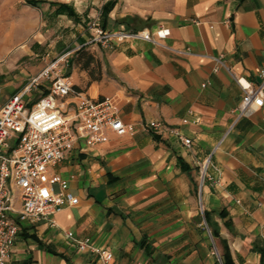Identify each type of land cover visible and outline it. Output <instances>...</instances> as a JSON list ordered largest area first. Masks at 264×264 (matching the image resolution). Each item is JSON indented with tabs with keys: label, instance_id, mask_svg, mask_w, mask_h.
<instances>
[{
	"label": "crops",
	"instance_id": "crops-1",
	"mask_svg": "<svg viewBox=\"0 0 264 264\" xmlns=\"http://www.w3.org/2000/svg\"><path fill=\"white\" fill-rule=\"evenodd\" d=\"M127 15L115 7L99 25L169 35L102 46L82 33L83 57L67 79L113 99L128 131L75 143L59 175L79 204L58 211L54 225L20 220L7 264H224V253L230 264H264V107L233 113L243 93L234 75L259 84L264 74V0H162L148 15ZM3 34L0 107L33 74L18 61L27 50L13 52ZM219 55L228 69L214 70L209 56ZM155 120L191 145L147 130Z\"/></svg>",
	"mask_w": 264,
	"mask_h": 264
},
{
	"label": "built area",
	"instance_id": "built-area-1",
	"mask_svg": "<svg viewBox=\"0 0 264 264\" xmlns=\"http://www.w3.org/2000/svg\"><path fill=\"white\" fill-rule=\"evenodd\" d=\"M168 35L169 29L163 27L150 32L95 25L90 42L102 46L127 40L160 44ZM67 55L55 58L0 107V264H7L20 220H48L54 225L53 216L58 211L79 204V197L59 175V167L75 143L80 139L97 142L108 130L125 134L129 128L118 115L113 99H94L69 83L65 70L59 69L68 66ZM209 57L215 63V71L221 67L228 69L222 55ZM261 77L259 84H253L243 76L234 75L243 92L233 109L236 118L264 107V74ZM40 78L50 80L48 91L29 103L24 96L31 87L39 85ZM146 128L158 135L175 134L183 145H191L188 138L161 120L149 123ZM205 174L206 165L201 171V181ZM78 245L99 253L103 260L112 258L110 251L86 241H78Z\"/></svg>",
	"mask_w": 264,
	"mask_h": 264
},
{
	"label": "rangeland",
	"instance_id": "rangeland-1",
	"mask_svg": "<svg viewBox=\"0 0 264 264\" xmlns=\"http://www.w3.org/2000/svg\"><path fill=\"white\" fill-rule=\"evenodd\" d=\"M161 2L162 0H0V42L5 38V30L9 29L10 42L16 45L13 52L27 50L28 54H23L18 60L33 72L24 86L26 87L50 62L68 53V66H59L60 71L65 70L67 74L83 57L80 35L86 33L92 38L95 25L100 24L98 17L108 16L115 7L118 13H126L129 18L138 17V14L148 15L161 5ZM60 4L69 6L74 15L69 14L67 10L57 12ZM35 20L37 22L33 32L27 34L26 23ZM49 86L48 78H40L39 85L27 91L25 100H36Z\"/></svg>",
	"mask_w": 264,
	"mask_h": 264
},
{
	"label": "trees",
	"instance_id": "trees-1",
	"mask_svg": "<svg viewBox=\"0 0 264 264\" xmlns=\"http://www.w3.org/2000/svg\"><path fill=\"white\" fill-rule=\"evenodd\" d=\"M110 9V8H109ZM108 9V10H109ZM68 11V13L69 14H71V15H74V12H73V10H71V8L69 7V6H67L66 4H60L59 6H58V9H57V12H64V11ZM45 93H47V92H45ZM44 93V94H45ZM204 213V216H206V212H203ZM224 257H225V260H224V264H230V262H231V259L227 256V254L226 253H224Z\"/></svg>",
	"mask_w": 264,
	"mask_h": 264
}]
</instances>
